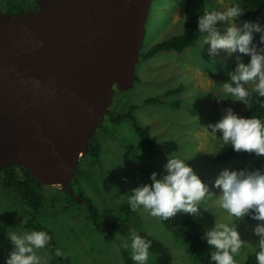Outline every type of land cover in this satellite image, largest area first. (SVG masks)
Instances as JSON below:
<instances>
[{"label":"rangeland","instance_id":"1","mask_svg":"<svg viewBox=\"0 0 264 264\" xmlns=\"http://www.w3.org/2000/svg\"><path fill=\"white\" fill-rule=\"evenodd\" d=\"M36 1L0 0V11L19 15L20 7L25 13ZM203 1L209 10L223 11L225 7L235 5L243 9L241 0ZM186 3L187 0L152 1L142 54H148L155 45L184 33ZM243 21L258 22L264 27V6L256 16L243 14L237 24L242 26ZM226 25L227 22H217L222 34ZM253 35V43L264 48V44H260L261 33ZM209 48L210 45L204 44L202 34L194 46L182 52L163 50L147 59H140L133 88H114L112 104L107 106L102 119L103 127L96 130L102 148L99 158H83V155L75 179V188L83 189L85 196L96 206L99 225L119 222L147 234L168 249L172 256L171 264L197 263L190 249L165 227L161 219L152 217L142 207L135 212L121 209L129 204L127 195L132 189L152 183L150 177L153 172L158 173V178L166 174L164 166L169 157H179L187 162L215 194L202 202L199 216L189 215L190 218L205 231L212 229L216 222L236 225L244 241L240 254L234 257L236 264H243L258 251L259 237L254 229L264 223L250 220L249 216L237 221L220 204L222 190L217 189L214 183L220 173L225 169L254 171L258 160L250 158L230 163L218 160L225 143L222 133L217 132L214 137L209 125L221 120L227 108L242 116L249 104L233 101L222 91V84L230 79L227 73L235 69L236 57L241 54L237 52L230 56L221 49L213 56ZM242 59L249 63L251 57L242 56ZM246 86L252 90L254 83ZM174 90L177 91L169 93ZM149 99L160 101L147 103ZM132 107L136 121L149 128L150 136L159 143L175 142L177 151L150 158L132 122L123 120L118 123L114 119L127 114ZM3 180L4 175L0 173V264H6L9 253L14 249L8 231L31 232L27 227L30 209L22 205L16 193L4 188ZM46 185L47 202L42 213L36 216L35 224L50 232L54 253L60 249L65 255H55L54 259L53 253L45 246L36 250L42 264H127L125 258L132 256L131 239L127 234L99 231L86 204L65 201L64 194L59 191L62 185L58 182L57 185ZM149 253L146 264H162L155 252L149 249Z\"/></svg>","mask_w":264,"mask_h":264},{"label":"water","instance_id":"2","mask_svg":"<svg viewBox=\"0 0 264 264\" xmlns=\"http://www.w3.org/2000/svg\"><path fill=\"white\" fill-rule=\"evenodd\" d=\"M152 1L38 0L37 13L0 11V170L21 165L49 184L38 167L83 201L71 185L79 155L114 88L134 86Z\"/></svg>","mask_w":264,"mask_h":264},{"label":"clouds","instance_id":"3","mask_svg":"<svg viewBox=\"0 0 264 264\" xmlns=\"http://www.w3.org/2000/svg\"><path fill=\"white\" fill-rule=\"evenodd\" d=\"M244 12L239 5L225 7L223 11L205 7L203 15L199 16L198 27L199 33L204 34V44L210 45L211 55L215 56L221 49L230 56L237 52L241 54L236 57L235 69L227 73L230 79L222 84V91L233 101L247 105L251 92L245 85L250 82L254 83L252 91L264 97V48L253 43V34L261 33L260 44H264V27L252 21H243L242 26L238 25L237 21ZM217 22H227L223 34ZM242 56H250V62L245 63ZM225 112L221 120L209 125L212 135L215 137L217 132L222 133L223 142L230 144L236 152L264 157V122L255 117H241L232 108H227ZM164 168L166 174L158 178V173L153 172L151 184L136 187L127 195L131 210L135 212L142 207L152 217L162 220L181 213L199 216L202 202L215 194L179 157H169ZM214 183L217 189L222 190L219 196L221 207L235 220L251 216L254 220L264 221V171L225 169ZM254 232L259 237L256 260L258 264H264V223L257 225ZM8 238L14 249L9 253L6 264H42L36 250L45 248L51 240L45 231H8ZM130 239L132 260L136 264H146L151 241L142 238L135 230L131 232ZM202 239L214 249L210 259L215 264H236L234 257L240 254L244 241L234 223L229 226L216 222ZM55 255L63 257L65 253L57 249Z\"/></svg>","mask_w":264,"mask_h":264},{"label":"trees","instance_id":"4","mask_svg":"<svg viewBox=\"0 0 264 264\" xmlns=\"http://www.w3.org/2000/svg\"><path fill=\"white\" fill-rule=\"evenodd\" d=\"M243 9L245 10V16H256L261 12V9L264 6V0H241ZM21 13H23V8H19ZM205 9L203 0H187L185 6V31L181 36L173 37L169 40L163 41L157 45H155L148 54H140V59H147L157 54L158 52L165 50H172L177 52H182L184 49H188L189 47L194 46L197 43V40L203 33H199L198 27V19L200 15H203ZM12 16H16L14 13H9ZM136 81V78H135ZM246 89L251 92L250 97L248 98L249 108L248 110L242 114L241 117L244 118H259L262 122H264V97H260L258 93L252 91L249 87L245 85ZM177 90L169 92L174 93ZM159 102V99L147 100V103L150 102ZM110 112L108 111L107 114ZM112 115V114H111ZM118 123H121L123 120H128L132 122L135 131L141 138L142 144L145 147V150L150 158L158 154L163 155H171L172 153L177 151V144L175 142H165L159 143L157 140L150 136V131L148 127H143L136 121V117L134 116L133 107L129 110V112L125 115L114 118ZM103 127V124L100 125V128ZM101 145L98 141L97 132L94 133L90 142L88 151L84 154L83 158L86 156H92L96 159L99 158L101 153ZM82 158V159H83ZM254 158L258 160V165L254 169H260L264 171V157H256L255 154H249L247 152H236L230 144H224L219 151L218 160L220 163H230L235 161H246L247 159ZM79 162L75 176L71 181L72 189L75 195L82 199V202L75 200L69 192L61 188L60 194H64V200L75 203V204H86L91 212V218L95 222L97 229L101 232H121L127 234L129 237L131 236V232L135 229L128 228L123 223L113 222L108 226H104L102 224L99 225V213L91 202V200L85 196L83 189L77 190L75 188L77 175L79 173ZM0 173L4 175L3 186L5 189L16 193L22 202V205L27 206L30 211L27 214V227L31 231H45L49 234L50 232L43 226L35 224L36 216L42 213L45 208V203L47 202V194L45 190L47 189V185L37 178L32 172L21 165H14L12 167H6L0 170ZM61 199H57L56 201H60ZM123 211H130L131 206L127 204L121 208ZM250 220H253L251 216H249ZM162 220V219H161ZM256 221V220H255ZM165 227L171 230L174 235L180 239L184 245H186L190 251L192 252V256L194 261L197 264H215V262L211 261L210 253L214 251L208 245L206 240L202 239V236L206 232L199 224H197L193 219L190 218L188 214H177L175 217L162 220ZM97 223V224H96ZM137 234H139L142 238L151 241V248L153 252H155L160 259L162 264H171L172 256L170 255L168 249L160 242L152 239L150 236L144 233H140L135 230ZM51 237V236H50ZM47 249H49L53 253V257L55 259V253L53 249V243L50 242L46 245ZM259 250V249H258ZM127 264H136L135 261L130 257L125 258ZM243 264H258L256 260V253L251 254L248 259Z\"/></svg>","mask_w":264,"mask_h":264},{"label":"bare ground","instance_id":"5","mask_svg":"<svg viewBox=\"0 0 264 264\" xmlns=\"http://www.w3.org/2000/svg\"><path fill=\"white\" fill-rule=\"evenodd\" d=\"M140 58H141V57H140ZM111 99H112V98H111ZM111 99L109 100L108 106H110V104H112V102H110ZM103 120H104V119H103ZM84 152H85V149L81 151L79 157L82 156V155H84ZM79 157H78V158H79ZM78 158H77V159H78ZM81 159H82V157H81ZM80 161H81V160H80ZM43 165L46 166L45 163H43ZM35 171L37 172L38 175H42L43 178H45L46 180H48V181L50 182L49 184L57 185V182H58L59 184L62 185V188H63V185H64L65 182H64V180H58L56 174H48V173L42 172V171H40V169H39L38 167H35ZM43 181H44V180H43ZM44 183H45V182H44ZM47 183H48V182H47ZM45 184H46V183H45ZM58 186H60V185H58Z\"/></svg>","mask_w":264,"mask_h":264},{"label":"flooded vegetation","instance_id":"6","mask_svg":"<svg viewBox=\"0 0 264 264\" xmlns=\"http://www.w3.org/2000/svg\"><path fill=\"white\" fill-rule=\"evenodd\" d=\"M38 11H39V6H38V0H37L36 3H34L31 7H28V10L25 11V13H31V12L37 13Z\"/></svg>","mask_w":264,"mask_h":264},{"label":"crops","instance_id":"7","mask_svg":"<svg viewBox=\"0 0 264 264\" xmlns=\"http://www.w3.org/2000/svg\"><path fill=\"white\" fill-rule=\"evenodd\" d=\"M175 21H176V18L174 19V23H175Z\"/></svg>","mask_w":264,"mask_h":264}]
</instances>
